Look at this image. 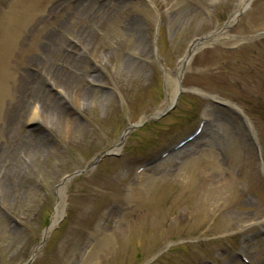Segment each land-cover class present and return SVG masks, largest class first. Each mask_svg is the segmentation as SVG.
I'll return each mask as SVG.
<instances>
[{
  "label": "rangeland",
  "instance_id": "obj_1",
  "mask_svg": "<svg viewBox=\"0 0 264 264\" xmlns=\"http://www.w3.org/2000/svg\"><path fill=\"white\" fill-rule=\"evenodd\" d=\"M6 30L0 264H264V0H0Z\"/></svg>",
  "mask_w": 264,
  "mask_h": 264
},
{
  "label": "bare ground",
  "instance_id": "obj_2",
  "mask_svg": "<svg viewBox=\"0 0 264 264\" xmlns=\"http://www.w3.org/2000/svg\"><path fill=\"white\" fill-rule=\"evenodd\" d=\"M236 12H238V10H236L234 13H232V17H234V15L236 14ZM231 18L228 19V21H231ZM10 33L9 31H5L4 34L1 36V41H3V43L0 45V63L3 64L4 62V50H5V45L7 44V42H9L10 40ZM3 39V40H2ZM3 85V84H2ZM1 90V89H0ZM9 130H11V127L9 128ZM205 177V178H204ZM203 178L208 180L210 178H206V176H204ZM200 182V181H199ZM203 182H201L199 185H198V188H200L202 191L200 192L199 191V195L201 196L198 204H197V208H198V212H196V216H201V212L204 210V208L206 207V205H208L207 203L209 202V199L208 197H210L211 195H215L217 192H218V189H217V186L213 189H210V188H207L206 186L204 187L203 185ZM208 185V183H206ZM222 187H226V184H222L221 185ZM56 220V214L54 215V218L52 219L51 221V225L55 222Z\"/></svg>",
  "mask_w": 264,
  "mask_h": 264
},
{
  "label": "water",
  "instance_id": "obj_3",
  "mask_svg": "<svg viewBox=\"0 0 264 264\" xmlns=\"http://www.w3.org/2000/svg\"><path fill=\"white\" fill-rule=\"evenodd\" d=\"M178 93H179V90H178ZM178 93H177V94H178ZM168 110H169V108L165 109L164 112L166 113V112H168ZM161 114H162V113L157 114V115H161ZM151 117H152V115H149V116H147L146 118H151ZM131 127H132V126H129L127 129L124 130L123 135H122V137L119 139L117 146L122 142L124 136L127 134V132L130 130ZM108 154H111L110 149H107V150H105V151L99 153V154L97 155L96 159H99L100 157H102V156H104V155H108ZM93 162H94V161H93ZM32 256H33V255H32ZM31 259H32V257H30V259H29L25 264H28V263L31 261Z\"/></svg>",
  "mask_w": 264,
  "mask_h": 264
}]
</instances>
